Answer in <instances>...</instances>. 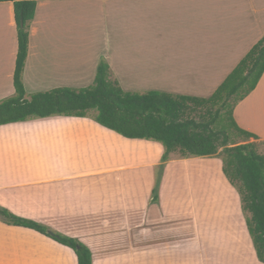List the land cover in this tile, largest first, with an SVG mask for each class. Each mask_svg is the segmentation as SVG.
<instances>
[{"label": "crops", "instance_id": "obj_1", "mask_svg": "<svg viewBox=\"0 0 264 264\" xmlns=\"http://www.w3.org/2000/svg\"><path fill=\"white\" fill-rule=\"evenodd\" d=\"M78 8L85 27L101 23L93 39H79ZM28 33L26 99L90 86L102 60L123 89L193 96L213 93L264 36V0H40ZM16 53L13 5L0 3V101L14 94ZM234 117L264 141V74ZM163 154L157 142L127 140L88 118L0 126V207L77 239L93 264H259L237 192L233 207L208 206L216 184L227 198L232 188L217 158L170 154L162 162ZM195 163L215 168L175 176ZM186 181L189 207H175ZM0 264L77 263L54 241L0 222Z\"/></svg>", "mask_w": 264, "mask_h": 264}, {"label": "trees", "instance_id": "obj_2", "mask_svg": "<svg viewBox=\"0 0 264 264\" xmlns=\"http://www.w3.org/2000/svg\"><path fill=\"white\" fill-rule=\"evenodd\" d=\"M40 0H0L12 3L17 31L13 73L14 94L0 102V126L31 118H86L96 111L95 122L127 140H146L181 159L215 157L221 160L224 179L239 195L245 226L255 258L264 264V154L258 137L238 126L236 106L257 87L264 74V36L248 51L208 98L159 91L125 92L100 61L93 83L85 88H57L25 99L23 72L29 48V24ZM7 226L36 232L73 252L77 264H93L90 250L80 241L49 227L13 215L0 207Z\"/></svg>", "mask_w": 264, "mask_h": 264}, {"label": "rangeland", "instance_id": "obj_3", "mask_svg": "<svg viewBox=\"0 0 264 264\" xmlns=\"http://www.w3.org/2000/svg\"><path fill=\"white\" fill-rule=\"evenodd\" d=\"M179 2L183 1L184 0H177ZM194 1H202V0H194ZM74 11V9H72V12ZM77 12V19H78V22H77V31L79 33V39H82L84 40V38L82 36H85L86 33H88V36H92L91 39L94 38V36H98L100 34V29H101V23H97L96 25L94 23H90L89 22V25H87L86 27L83 25L84 23L81 21V19H79V17L81 16H84L85 17V9H80L78 8L76 10ZM245 12H246V9L244 7V5L242 7H240L238 9V17H244L246 16L245 15ZM183 16H185V14H183ZM30 25V24H29ZM80 42H83L84 41H79ZM81 45L79 44V47ZM223 76L225 74L224 73H221ZM222 75H220V77H222ZM123 89V88H122ZM125 92H129V93H145V92H148V91H159V92H165V93H169V94H174L176 93L175 95H181V94H177V93H180V90H185V89H123ZM182 92V91H181ZM214 92V91H213ZM197 94V95H194V94ZM189 95H193L191 97H197V98H208L209 96L212 95V92L209 93V91H201V92H198V90H193V91H189ZM26 99V98H25ZM4 100V99H3ZM29 100V98L27 99ZM2 101V100H1ZM0 101V102H1ZM254 114H257L259 115L260 112H258L257 110L256 111H253ZM261 115V114H260ZM57 117V116H55ZM95 117H96V111L95 110H91L88 112L87 114V117L88 119L90 120H93L95 121ZM261 118V116H259ZM31 119H37V118H31ZM29 119V120H31ZM248 122L253 125V126H256L257 129L259 130V132H263L262 129L263 127L260 126V121L258 118H250L248 119ZM255 127V128H256ZM262 128V129H261ZM257 143V149H258V152L261 153V154H264V141H256ZM218 163L220 162L221 163V160L220 159H217ZM198 167L200 169H211V170H214V166H211V167H208L206 166L205 163H195V165L193 166H190L189 167V170H184V168H181V172L179 173H176L175 176H181V174L183 173H190V174H195L196 173V170L198 169ZM184 176V175H183ZM202 185V184H201ZM178 186L180 188H182L181 192L179 194H177L175 197V207H189V199H187L186 197L189 195V190H188V183L187 181L185 183H180L178 184ZM218 189L215 190V199L213 200V204L212 203H209L208 206L209 207H214L216 209H221L220 207H233V199L230 198L231 196L235 195V189L231 188L230 190V193L228 194L229 197L227 198V194L224 193V192H221V189H219L220 187L218 186V184L215 185ZM237 195V203L240 205V200H239V195L238 193H236ZM207 204V202H206ZM0 222L2 223V221L0 220ZM214 229H217V227H213ZM175 233H177V230H175ZM188 237V236H187ZM189 238V237H188ZM182 239L181 241H188V242H192L190 239ZM184 242H178V245H182ZM184 244H188L187 242H185Z\"/></svg>", "mask_w": 264, "mask_h": 264}]
</instances>
